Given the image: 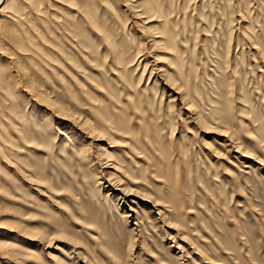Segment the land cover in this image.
I'll return each mask as SVG.
<instances>
[{
	"label": "rangeland",
	"instance_id": "rangeland-1",
	"mask_svg": "<svg viewBox=\"0 0 264 264\" xmlns=\"http://www.w3.org/2000/svg\"><path fill=\"white\" fill-rule=\"evenodd\" d=\"M0 264H264V0H3Z\"/></svg>",
	"mask_w": 264,
	"mask_h": 264
},
{
	"label": "bare ground",
	"instance_id": "bare-ground-1",
	"mask_svg": "<svg viewBox=\"0 0 264 264\" xmlns=\"http://www.w3.org/2000/svg\"><path fill=\"white\" fill-rule=\"evenodd\" d=\"M3 0H0V4H1V2H2ZM9 242H11V241H9ZM11 244H13V243H11ZM9 245H10V243H9ZM3 247V246H2ZM5 247H6V245H5ZM5 247H3V248H5Z\"/></svg>",
	"mask_w": 264,
	"mask_h": 264
}]
</instances>
